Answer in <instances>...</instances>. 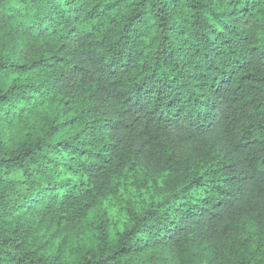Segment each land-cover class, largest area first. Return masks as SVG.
<instances>
[{"label": "clouds", "instance_id": "clouds-1", "mask_svg": "<svg viewBox=\"0 0 264 264\" xmlns=\"http://www.w3.org/2000/svg\"><path fill=\"white\" fill-rule=\"evenodd\" d=\"M0 264H264V0H0Z\"/></svg>", "mask_w": 264, "mask_h": 264}]
</instances>
